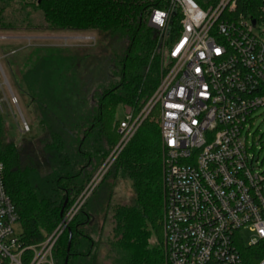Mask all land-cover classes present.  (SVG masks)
Here are the masks:
<instances>
[{
    "label": "trees",
    "instance_id": "16d2710c",
    "mask_svg": "<svg viewBox=\"0 0 264 264\" xmlns=\"http://www.w3.org/2000/svg\"><path fill=\"white\" fill-rule=\"evenodd\" d=\"M15 1L0 0V32H94L110 46L109 54L99 58L39 51L18 69L17 85L33 109L36 137L19 144L10 139L0 114V162L6 192L23 229V245L46 242L68 212L79 206L55 242L53 263L97 264L95 217L109 214L115 181L122 178L131 183L133 196L129 204L111 210L112 264H168L156 110L86 198L88 186L120 140L118 108L137 115L159 85L162 63L155 53L157 35L145 20L152 9L163 8V1ZM194 1L207 8L219 0ZM29 8L40 14V23L32 19ZM239 16L264 18V0H236L232 17ZM261 91L264 94V86ZM32 258L28 251L24 263Z\"/></svg>",
    "mask_w": 264,
    "mask_h": 264
},
{
    "label": "built area",
    "instance_id": "2783aa9c",
    "mask_svg": "<svg viewBox=\"0 0 264 264\" xmlns=\"http://www.w3.org/2000/svg\"><path fill=\"white\" fill-rule=\"evenodd\" d=\"M146 26L157 35L161 79L137 115L118 121L120 140L87 188L86 198L154 110L163 155V234L168 264H264V171H257L245 129L264 107V18L232 16L236 0L202 8L161 0ZM255 22V23H254ZM9 37L0 36V41ZM7 104L23 137L32 131L0 58V108ZM78 209L66 216L68 223ZM0 162V264H54L62 225L25 247ZM248 231L246 242L242 232Z\"/></svg>",
    "mask_w": 264,
    "mask_h": 264
},
{
    "label": "rangeland",
    "instance_id": "374dc122",
    "mask_svg": "<svg viewBox=\"0 0 264 264\" xmlns=\"http://www.w3.org/2000/svg\"><path fill=\"white\" fill-rule=\"evenodd\" d=\"M26 3H36L37 0H25ZM19 1H15V4ZM23 3V4H24ZM29 6V5H27ZM18 8L17 5L14 6ZM28 12H32V19L40 23L41 16L38 12L29 8ZM0 36H7L9 40L0 41V58L5 74L9 79L14 92L20 101V108L31 124L32 131L30 134L21 136L16 128V121L11 116V109L7 104L0 108V114L5 120V126L9 131V138L14 139L18 144L23 140H33L36 137L37 125L33 109L28 107L24 94L19 90V75L18 69L22 70L26 59L30 54L41 51L42 54H47L53 51L55 54H94L95 58L103 57L109 54L110 46L105 40L101 39L98 34L94 32H51V31H28L17 30L11 32H0ZM126 108L122 106L118 108L116 113V120L119 121L124 117ZM249 132L248 147L252 149L251 153L254 155L257 162V171H264V107L260 108L252 116V122L248 124L245 129V135ZM100 170V169H99ZM98 173V172H97ZM133 191L131 183L127 179L119 178L115 181L112 190V199L110 201L109 214H98L95 218V232L93 238L97 243L96 257L97 264H112L109 258L110 248L108 246L109 239L112 238V223L111 210L117 205H127L131 202ZM83 202L80 203V206ZM79 209V206L77 207ZM73 210V209H72ZM68 212L67 216L72 213ZM164 215V208H163ZM163 227V217H162ZM15 234L20 236L23 233L22 226L16 224L14 226ZM61 230H64L62 226ZM164 236V235H163ZM243 239L246 242L251 240V234L248 231L242 232ZM165 244V243H164Z\"/></svg>",
    "mask_w": 264,
    "mask_h": 264
},
{
    "label": "water",
    "instance_id": "95a60500",
    "mask_svg": "<svg viewBox=\"0 0 264 264\" xmlns=\"http://www.w3.org/2000/svg\"><path fill=\"white\" fill-rule=\"evenodd\" d=\"M255 23V22H254ZM63 224L65 225V227L67 226V222H66V220L64 219L63 220ZM70 239H71V235H70ZM70 246H71V242H69V244H68V252L70 251ZM66 264H67V262H66Z\"/></svg>",
    "mask_w": 264,
    "mask_h": 264
}]
</instances>
